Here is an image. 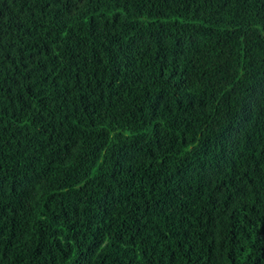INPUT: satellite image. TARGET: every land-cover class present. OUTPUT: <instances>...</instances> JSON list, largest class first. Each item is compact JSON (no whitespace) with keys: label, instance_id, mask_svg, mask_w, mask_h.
Returning a JSON list of instances; mask_svg holds the SVG:
<instances>
[{"label":"trees","instance_id":"obj_1","mask_svg":"<svg viewBox=\"0 0 264 264\" xmlns=\"http://www.w3.org/2000/svg\"><path fill=\"white\" fill-rule=\"evenodd\" d=\"M0 264H264V0H0Z\"/></svg>","mask_w":264,"mask_h":264}]
</instances>
